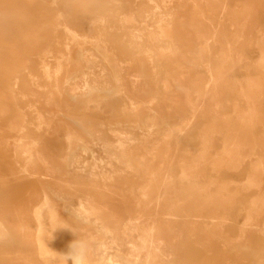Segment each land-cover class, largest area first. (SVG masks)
I'll return each instance as SVG.
<instances>
[{
	"label": "rangeland",
	"instance_id": "1",
	"mask_svg": "<svg viewBox=\"0 0 264 264\" xmlns=\"http://www.w3.org/2000/svg\"><path fill=\"white\" fill-rule=\"evenodd\" d=\"M0 225V264H264V0H0Z\"/></svg>",
	"mask_w": 264,
	"mask_h": 264
},
{
	"label": "clouds",
	"instance_id": "2",
	"mask_svg": "<svg viewBox=\"0 0 264 264\" xmlns=\"http://www.w3.org/2000/svg\"><path fill=\"white\" fill-rule=\"evenodd\" d=\"M3 238L2 232H0V239ZM87 245L83 241H74L70 245V249L67 254L64 255L66 264L71 261V264H86Z\"/></svg>",
	"mask_w": 264,
	"mask_h": 264
},
{
	"label": "bare ground",
	"instance_id": "3",
	"mask_svg": "<svg viewBox=\"0 0 264 264\" xmlns=\"http://www.w3.org/2000/svg\"><path fill=\"white\" fill-rule=\"evenodd\" d=\"M137 5V4H136ZM131 10H132V7L130 8ZM136 10H137V8H136ZM137 11H139V10H137ZM136 12V11H135ZM116 14V13H115ZM145 15V14H144ZM115 16V15H114ZM139 16V15H138ZM108 17V16H107ZM115 17H117V16H115ZM120 18V17H119ZM140 18H142V16L140 17ZM110 19V18H109ZM121 19V18H120ZM117 20V19H116ZM115 22V21H114ZM124 23V22H123ZM94 27V26H93ZM68 28H69V26H68ZM106 28H108V27H106ZM112 28V27H111ZM65 34V33H64ZM131 36V35H130ZM71 37V39H74V37H75V34H73V33H69L68 34V36H67V40H68V38H70ZM67 40L64 42V44L65 43H67ZM98 40H101V41H103L102 40V38H99ZM133 47V46H132ZM104 50V53H105V55H109V56H111L112 57V60H114V58H113V53H112V51H111V49H108V48H103ZM209 69V68H208ZM86 83L88 84V82L86 81ZM88 88H89V90L90 91H96V92H98L99 90H103V89H105L106 88V86H103V87H99V88H96L95 86L94 87H92V86H88ZM72 92V91H71ZM70 92V95L73 97V95H72V93ZM19 93V92H18ZM91 93V92H90ZM93 140V139H92ZM94 145V144H93ZM104 147H106L107 148V146H103V148ZM105 150V149H104ZM109 150V149H108ZM106 151V150H105ZM121 152H123V151H121ZM103 153H105V152H103ZM110 153V152H109ZM106 154H108V153H106ZM92 155V154H91ZM109 155V154H108ZM124 155V154H123ZM112 156V155H111ZM122 156V155H121ZM93 157V156H92ZM112 158V157H111ZM184 221V220H183ZM0 226H2V225H0ZM153 227V226H152ZM5 232V231H4ZM3 233V232H2ZM4 236V235H3ZM135 251V250H134ZM40 253V252H39ZM43 260V259H42Z\"/></svg>",
	"mask_w": 264,
	"mask_h": 264
}]
</instances>
